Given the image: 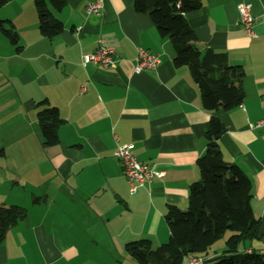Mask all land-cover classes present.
<instances>
[{
	"label": "crops",
	"instance_id": "1",
	"mask_svg": "<svg viewBox=\"0 0 264 264\" xmlns=\"http://www.w3.org/2000/svg\"><path fill=\"white\" fill-rule=\"evenodd\" d=\"M200 2L186 15L196 44L226 54L245 73V99L230 111L204 110L188 70L174 65L171 42L134 10V0H65L52 11L64 27L52 40L40 34L35 0L0 8L3 26L18 34L14 45L0 32V206L27 210L0 245V264H131L126 244L168 242L165 215L169 206L187 207L212 118L225 128L218 141L224 160L252 183L260 220L263 237L240 250L264 256V127H256L264 118V0ZM98 3L100 11L90 13ZM243 3L256 18L251 36L240 21ZM100 46L115 51V65L83 66ZM138 49L160 56L156 70L135 72ZM42 101L64 120L53 147L39 129ZM120 145L164 176L132 193L114 157Z\"/></svg>",
	"mask_w": 264,
	"mask_h": 264
},
{
	"label": "trees",
	"instance_id": "2",
	"mask_svg": "<svg viewBox=\"0 0 264 264\" xmlns=\"http://www.w3.org/2000/svg\"><path fill=\"white\" fill-rule=\"evenodd\" d=\"M12 0H0V8ZM42 37L52 40L63 31V23L52 11L60 12L65 0H35ZM201 7L200 0H134V10L150 16L163 39H168L174 49V65L185 67L198 88L204 110L215 113L230 111L240 106L245 99L242 81L243 69L232 66L224 53L203 51L195 42L186 15ZM0 32L14 45L18 34L10 24ZM37 119L46 147L59 143L58 130L64 120L58 109L47 101L38 103ZM225 132L223 124L212 118L205 134L206 150L197 165L200 178L189 188L187 207L182 210L169 206L165 219L169 240L153 247L148 239L130 242L125 252L131 264H185L190 257L206 259L202 264H264V256L257 252L240 250L243 243L262 238L260 220L253 213L252 183L235 164L227 163L218 143ZM5 151L0 146V158ZM37 202V200H34ZM27 210L17 205L0 206V245L8 231L26 219ZM232 232L225 241L224 250L211 258L212 246ZM208 257V259H207Z\"/></svg>",
	"mask_w": 264,
	"mask_h": 264
},
{
	"label": "built area",
	"instance_id": "3",
	"mask_svg": "<svg viewBox=\"0 0 264 264\" xmlns=\"http://www.w3.org/2000/svg\"><path fill=\"white\" fill-rule=\"evenodd\" d=\"M101 5L93 4L88 7L90 13H98ZM240 21L243 30L252 35V27L256 18L252 13V5L243 3L238 6ZM118 55L113 49L100 46L94 53L84 56L82 60L83 66L94 64L103 68H111L115 65ZM161 60L158 54H152L146 50L138 49V54L135 59V72L140 73L145 70H156L160 65ZM84 89V88H83ZM256 127H264V118L259 120ZM114 157L118 159L123 166V173L128 181L130 191L136 193L141 187L152 184L155 179H160L164 176V172L158 170L155 166L151 167L140 162L131 150L129 145H120L114 153ZM204 258L190 257L186 259L185 264H202Z\"/></svg>",
	"mask_w": 264,
	"mask_h": 264
},
{
	"label": "rangeland",
	"instance_id": "4",
	"mask_svg": "<svg viewBox=\"0 0 264 264\" xmlns=\"http://www.w3.org/2000/svg\"><path fill=\"white\" fill-rule=\"evenodd\" d=\"M0 190L2 191V189L0 188ZM232 232L230 231H226L224 234V237L219 240L218 242H216L213 246H212V250H216L218 248H220V246H223L225 248V241L231 236ZM206 264H211V263H206Z\"/></svg>",
	"mask_w": 264,
	"mask_h": 264
}]
</instances>
